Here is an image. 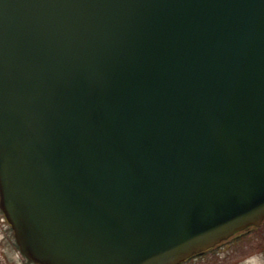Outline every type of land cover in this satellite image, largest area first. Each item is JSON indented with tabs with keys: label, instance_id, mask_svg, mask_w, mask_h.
Here are the masks:
<instances>
[{
	"label": "water",
	"instance_id": "water-1",
	"mask_svg": "<svg viewBox=\"0 0 264 264\" xmlns=\"http://www.w3.org/2000/svg\"><path fill=\"white\" fill-rule=\"evenodd\" d=\"M0 208L36 264L262 225L264 0H0Z\"/></svg>",
	"mask_w": 264,
	"mask_h": 264
},
{
	"label": "rangeland",
	"instance_id": "rangeland-1",
	"mask_svg": "<svg viewBox=\"0 0 264 264\" xmlns=\"http://www.w3.org/2000/svg\"><path fill=\"white\" fill-rule=\"evenodd\" d=\"M16 249L14 232L0 210V259L18 261L20 257ZM11 263L8 261V264ZM185 264H264V224L232 237L220 247L194 257Z\"/></svg>",
	"mask_w": 264,
	"mask_h": 264
},
{
	"label": "flooded vegetation",
	"instance_id": "flooded-vegetation-1",
	"mask_svg": "<svg viewBox=\"0 0 264 264\" xmlns=\"http://www.w3.org/2000/svg\"><path fill=\"white\" fill-rule=\"evenodd\" d=\"M254 228H251V229H249V230H253ZM248 230V231H249ZM247 232V231H246ZM245 232V233H246ZM242 234V233H241ZM240 235V234H239ZM237 236V235H236ZM236 236H234V237H236ZM224 243V242H223ZM223 243H220V244H218L215 248H217V247H220ZM18 247V246H17ZM214 249V248H213ZM17 251V255L20 257V259L18 260V261H16V260H8V259H0V264H8V261H11L12 263L11 264H34L32 261H30V260H28L27 258H25L24 257V255L21 253V251L19 250V248L18 249H16ZM198 256V255H197ZM196 257V256H195ZM191 259H193V258H191ZM191 259H189V260H191ZM188 260V261H189ZM19 262V263H18ZM187 262V261H186ZM182 264H185V263H182Z\"/></svg>",
	"mask_w": 264,
	"mask_h": 264
}]
</instances>
